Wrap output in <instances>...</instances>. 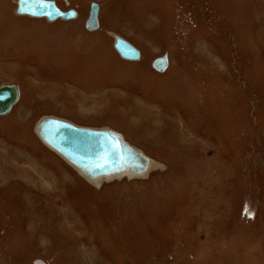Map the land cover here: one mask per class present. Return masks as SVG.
<instances>
[{
	"label": "rangeland",
	"instance_id": "obj_1",
	"mask_svg": "<svg viewBox=\"0 0 264 264\" xmlns=\"http://www.w3.org/2000/svg\"><path fill=\"white\" fill-rule=\"evenodd\" d=\"M16 1L0 0V85L20 91L0 115V264H264V0H57L77 16L52 22ZM46 115L117 130L157 166L93 184L39 138Z\"/></svg>",
	"mask_w": 264,
	"mask_h": 264
},
{
	"label": "water",
	"instance_id": "obj_2",
	"mask_svg": "<svg viewBox=\"0 0 264 264\" xmlns=\"http://www.w3.org/2000/svg\"><path fill=\"white\" fill-rule=\"evenodd\" d=\"M16 11L18 14L45 17L48 21L59 18L69 20L77 16L75 8L62 10L56 0H18ZM99 11V3L92 2L86 20L87 29L99 27ZM115 48L124 58L139 59L141 56L140 50L120 35L116 36ZM168 64L167 53L152 62L153 67L160 71L166 70ZM19 96L17 84L0 85V115L7 114ZM38 132L44 142L79 167L89 178L129 169L140 173L147 168V156L115 130L89 128L61 118L46 117L40 121Z\"/></svg>",
	"mask_w": 264,
	"mask_h": 264
},
{
	"label": "bare ground",
	"instance_id": "obj_3",
	"mask_svg": "<svg viewBox=\"0 0 264 264\" xmlns=\"http://www.w3.org/2000/svg\"><path fill=\"white\" fill-rule=\"evenodd\" d=\"M18 1V0H17ZM17 1H16V5H17ZM56 3H57V0H56ZM58 5V4H57ZM17 8V7H16ZM18 15H20V16H27V14H18ZM29 16H31V15H29ZM34 17H36V16H34ZM36 18H42V17H36ZM57 20V19H56ZM55 21V20H54ZM52 22V21H51ZM99 26H100V21H99ZM117 35H119V34H115L114 33V47H115V39H116V36ZM121 36V35H120ZM123 37V36H122ZM116 49V48H115ZM117 50V49H116ZM117 52H118V50H117ZM140 53H141V51H140ZM118 54L121 56V54L118 52ZM122 57V56H121ZM123 59H126V60H131V61H137V60H139L140 58H141V56H140V58L139 59H128V58H124V57H122ZM168 61H169V57H168ZM169 65V64H168ZM168 68V67H167ZM166 68V69H167ZM156 69V68H155ZM157 71H159V72H164V71H160V70H158V69H156ZM46 117H56V118H61V119H64V120H67V121H70V120H68V119H65V118H62V117H58V116H52V115H46V116H44V117H42L38 122H37V124H36V132H37V134H38V136H39V138L42 140V138L40 137V135H39V132H38V125H39V123H40V121L42 120V119H44V118H46ZM70 122H72V123H74V124H77V123H75V122H73V121H70ZM77 125H80V124H77ZM80 126H85V125H80ZM85 127H89V128H98V129H110V130H114V129H112V128H110V127H91V126H85ZM115 131H117V130H115ZM122 134V133H121ZM123 135V134H122ZM123 137H124V135H123ZM125 138V137H124ZM125 140H126V138H125ZM127 141V140H126ZM42 142L48 147V148H50L51 150H53L54 152H56L61 158H63L64 160H66L71 166H73L78 172H79V174H81L83 177H85L86 179H87V181H89V182H92L93 184H97V185H99V184H102L103 182H105V181H110V180H113V179H115V178H120V177H132V178H138V177H145V176H147L156 166H157V163H155V161L150 157V156H148L147 154H145L142 150H140V149H138L137 147H135L134 145H132L130 142H128L130 145H132L135 149H137V150H139L140 152H142L144 155H146L147 156V159H148V163H147V168L144 170V171H142V172H140V173H137V172H134V171H132V170H125V171H121V172H116V173H110V174H101V175H97V176H94V177H91V178H89V177H87L83 172H82V170L79 168V167H77L75 164H73L70 160H68L65 156H63L60 152H58L57 150H55V148H53L52 146H50V144H47L46 142H44L43 140H42ZM40 263L39 264H44L42 261H39Z\"/></svg>",
	"mask_w": 264,
	"mask_h": 264
},
{
	"label": "snow or ice",
	"instance_id": "obj_4",
	"mask_svg": "<svg viewBox=\"0 0 264 264\" xmlns=\"http://www.w3.org/2000/svg\"><path fill=\"white\" fill-rule=\"evenodd\" d=\"M250 214V213H249Z\"/></svg>",
	"mask_w": 264,
	"mask_h": 264
}]
</instances>
